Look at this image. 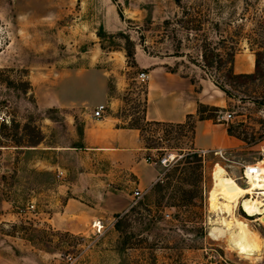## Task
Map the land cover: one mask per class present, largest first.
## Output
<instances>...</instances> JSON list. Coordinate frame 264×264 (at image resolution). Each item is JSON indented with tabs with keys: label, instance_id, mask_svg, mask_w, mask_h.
<instances>
[{
	"label": "rangeland",
	"instance_id": "obj_1",
	"mask_svg": "<svg viewBox=\"0 0 264 264\" xmlns=\"http://www.w3.org/2000/svg\"><path fill=\"white\" fill-rule=\"evenodd\" d=\"M263 27L264 0H0V122L6 124L0 133L6 137L2 144H8L0 146V264H264V213L234 207L236 217L255 233L248 249L238 250L227 237L210 234L224 217L231 218L209 200L217 166L247 186L243 164L264 159ZM94 42H100L95 50ZM126 43L140 56L186 72L194 92L217 103L202 101L209 104L204 113L222 121L235 138L223 148V157L213 150L200 155V190L192 191L195 204L188 207L170 205L178 180L168 174L172 163L193 148L191 128L198 112L184 123L145 120L147 83H156V74L139 80L138 73L150 67L130 65ZM225 49L233 53L235 73L257 67L255 76L235 78V87L224 83L215 53L220 51L224 60ZM89 53H99L95 67L110 63L117 68L108 78L110 90L118 77L124 78L122 106L115 112L141 126L143 156L156 161L141 163V186L148 183L147 175L159 173L141 188V196L132 194L138 181L126 162L71 147L81 140L82 106L105 98L101 71L75 72ZM110 53L113 58H107ZM7 76L9 85L2 80ZM28 80L31 86L24 83ZM55 98L76 106H46ZM227 112L230 117L219 118ZM10 119L19 123L18 130ZM209 132L201 121L197 140ZM16 137L23 145H15ZM168 153L174 159L162 164L159 159ZM69 197L93 204L95 217L83 229L66 223L76 217L70 212L82 211L63 208ZM116 214L123 218V236L114 227ZM94 220L101 222L100 230Z\"/></svg>",
	"mask_w": 264,
	"mask_h": 264
},
{
	"label": "crops",
	"instance_id": "obj_2",
	"mask_svg": "<svg viewBox=\"0 0 264 264\" xmlns=\"http://www.w3.org/2000/svg\"><path fill=\"white\" fill-rule=\"evenodd\" d=\"M95 32H91L89 36L93 38ZM100 42L93 43V49L95 50L97 45L100 47ZM123 58L124 49L119 50ZM90 54V55H89ZM88 60L83 67H78L75 70L76 74L84 75L86 70H99L101 76H103L102 85L104 86L105 81V98L99 100L94 105H83L86 110L83 112V126L81 132V140L78 144H74L71 147L78 149H86L92 154L99 153L100 151L108 153L109 156L119 158L121 161L127 163V168L130 169L138 181V188H144L153 183L159 176V173L149 174L148 183L146 186H141L142 181L145 179L143 172L140 170L141 163L155 164L153 161H149L147 156L144 155L146 147L141 146L140 129L128 125L131 119L130 115L127 118H123L120 114L116 113L122 106V97L120 93L125 89L126 82L124 78L118 77L114 83V88L109 89L108 78L110 75L116 74V67L108 63V66L95 67L94 64L98 61V54L89 53ZM101 54V53H100ZM143 54V53H142ZM95 55V56H94ZM145 55V54H144ZM135 61L137 66L141 68L150 67L148 69V79L151 75L156 74V83L153 85L147 83L146 90V106L143 110L145 120H156L160 122H183L189 114H195L197 111V102H202L199 91L196 93L193 90V82L190 80L189 75L186 72H177L167 68L166 64H170L166 61H152V59L145 58L143 55L140 56L138 49L134 52ZM149 57V56H148ZM107 58H113L110 53ZM122 59V62L124 61ZM108 59H104L106 62ZM107 81V86H106ZM155 89L156 96L152 95V91ZM210 104H217L216 102L203 101ZM52 105L46 104V106H55L58 108H73L76 104L73 101L63 102L59 98H55L54 101L50 102ZM104 103L106 109L102 117H96L93 115L94 108ZM73 116V115H72ZM74 120V117H73ZM204 121L207 123L210 129V135L204 138V140H197L195 130L198 124ZM193 135V148L213 150L217 148H226L234 144L235 138L230 135L226 129V126L222 121H214L212 118L198 119L194 125ZM218 138L217 142H213V137ZM139 155H142L139 158ZM135 187V188H136ZM82 209L77 212L73 210L72 217L68 219L66 223L74 224L80 229H83L89 219H93V204H90L84 199H77L75 197H69L65 206L66 210ZM92 209V210H91ZM61 218H66L62 216ZM61 222V221H60Z\"/></svg>",
	"mask_w": 264,
	"mask_h": 264
},
{
	"label": "trees",
	"instance_id": "obj_3",
	"mask_svg": "<svg viewBox=\"0 0 264 264\" xmlns=\"http://www.w3.org/2000/svg\"><path fill=\"white\" fill-rule=\"evenodd\" d=\"M178 3L180 0H176ZM262 34H264V27L262 28ZM263 44L264 48V40L260 41ZM224 53L226 54L227 57L223 60L221 57V52L218 51L215 54L218 55L219 61L221 60V63H217L216 65L214 64L213 60L207 61V65L210 67L216 66L218 70H223V81L227 85H230L231 87L236 86V81L235 78H240V77H246L247 79H252L255 76V73L257 71V67L255 68V71L253 72H240V73H235L232 68V60H233V53L231 50L225 49ZM125 55L127 58H130L128 61L130 65L132 66H137V63L135 61L134 57V48H131L129 43H126L125 45ZM207 58V56H205ZM259 59L256 57L255 58V65L257 66V62ZM264 70V69H263ZM6 84H11V79L7 76L2 79ZM29 82V83H28ZM24 83L30 84V81H24ZM220 88L222 90H226L225 86L223 83H219ZM26 89V87H25ZM199 108L197 109L198 116L197 119H204V118H213L211 114L204 113L208 108L209 104L203 103V102H198ZM193 114H189L185 121H187L190 117H192ZM145 119V118H144ZM11 123H14L16 125V130H18L19 123L15 119H10ZM149 121V120H147ZM153 122H160L156 120H151ZM183 122H178V123H184ZM196 122V121H195ZM0 125H6L5 122H0ZM28 123L25 122L23 126H21V129H25L27 127ZM129 126L136 127L141 130V126L138 124H135L133 122H128ZM195 125V123H194ZM194 125L191 128L192 136L194 135ZM21 133V132H20ZM18 134V133H15ZM23 136V135H21ZM6 139L1 133H0V146L3 145H8V144H2L3 141ZM14 142L16 143L15 145H23L21 144L20 138L16 137L14 138ZM29 143L31 142H36V141H27ZM182 157V159H180ZM180 158H178L174 163H172V169L171 173L168 174L170 175L169 178H177L178 184L176 187H173L172 190L170 191V199L173 200L170 205H175L179 206L180 208L183 207H188L192 204H195V201L193 200V193L192 191H198L200 190L199 184H200V179L202 177L203 173V167L201 164V156L197 153L195 148H192L190 151H188L186 154L184 153ZM168 185H171V182H167ZM156 186L161 188V182L158 181L156 183ZM117 219L114 223L115 229L119 232L120 236L124 235L123 227H122V216L120 214H116Z\"/></svg>",
	"mask_w": 264,
	"mask_h": 264
},
{
	"label": "bare ground",
	"instance_id": "obj_4",
	"mask_svg": "<svg viewBox=\"0 0 264 264\" xmlns=\"http://www.w3.org/2000/svg\"><path fill=\"white\" fill-rule=\"evenodd\" d=\"M244 177L247 186L240 185L236 178L226 173L223 167L217 166L213 172L214 187L209 193L211 207L218 208L219 212L226 213L231 218L224 217L220 226L211 228L210 234L215 237L218 235L227 237L231 246L238 250H247L255 239V233L243 219L236 217L234 207L240 204L247 214L264 213V169L257 180L249 174H244ZM253 194H260L262 198H256ZM218 199L223 202L219 204Z\"/></svg>",
	"mask_w": 264,
	"mask_h": 264
},
{
	"label": "built area",
	"instance_id": "obj_5",
	"mask_svg": "<svg viewBox=\"0 0 264 264\" xmlns=\"http://www.w3.org/2000/svg\"><path fill=\"white\" fill-rule=\"evenodd\" d=\"M137 77L139 78L140 81H145L148 78V73L146 71H144V70H141L138 73ZM105 109H106L105 104L104 103H100L94 108L93 115L96 116V117H102ZM230 116H231V114L227 112L225 114H222L219 118L227 119ZM196 151L203 158L205 156V154L208 151H210V150L199 148V149H196ZM213 151H214V153H216V154H218V155L223 157V148L213 149ZM173 156L174 155L172 153H168L167 155H164V157H161L159 159V161L162 164H167L170 159H174ZM147 159L149 161H153V162L156 163V161L151 159L150 156H147ZM263 169H264V159H261L260 161L243 164V170L242 171H243V174H249L254 179L257 180L258 176L261 177ZM144 192H145V190H142V189L136 187V188L133 189L132 194H133V196H141V195L144 194ZM92 225L95 226L97 230H100V228L102 227V224H101V222L99 220H97V221L94 220L92 222Z\"/></svg>",
	"mask_w": 264,
	"mask_h": 264
},
{
	"label": "water",
	"instance_id": "obj_6",
	"mask_svg": "<svg viewBox=\"0 0 264 264\" xmlns=\"http://www.w3.org/2000/svg\"><path fill=\"white\" fill-rule=\"evenodd\" d=\"M261 219L264 221V215H262Z\"/></svg>",
	"mask_w": 264,
	"mask_h": 264
}]
</instances>
